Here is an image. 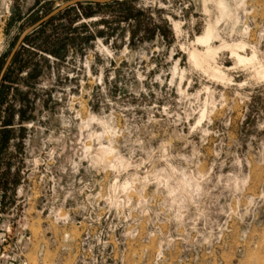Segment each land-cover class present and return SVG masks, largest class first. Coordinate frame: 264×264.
Wrapping results in <instances>:
<instances>
[{"label": "rangeland", "instance_id": "rangeland-1", "mask_svg": "<svg viewBox=\"0 0 264 264\" xmlns=\"http://www.w3.org/2000/svg\"><path fill=\"white\" fill-rule=\"evenodd\" d=\"M70 1L0 0V75ZM129 1V23L73 6L5 84L0 197L28 264H264V0ZM72 20L65 57L43 52Z\"/></svg>", "mask_w": 264, "mask_h": 264}, {"label": "trees", "instance_id": "trees-1", "mask_svg": "<svg viewBox=\"0 0 264 264\" xmlns=\"http://www.w3.org/2000/svg\"><path fill=\"white\" fill-rule=\"evenodd\" d=\"M83 4H86V8H84V10H86L85 13V17L90 18L91 16H93V14H95L94 12H92V10L94 9H103V8H118L117 11V20L118 22H132L133 20L136 21V18H138L139 16H143L145 15V11L143 10H138L136 9L133 5L132 2L129 0H124V1H120V0H114L110 3H106V4H99V3H94V2H82L77 4L75 7L77 6H82ZM74 7L68 8L62 12H60L56 17H54L53 19H51L50 21H48L47 23L43 24L42 26L38 27L37 29H35L30 35H28L25 40L24 43L21 45L20 49L18 50V52L16 53L15 56H13V61L9 67V69L7 70L4 79L2 81V84L0 86V98L1 96H5V89H7L5 87V84L7 82H12L13 84H17L16 80L12 79V75L15 72H18V74H21L22 71H24L25 69H27V65H25V63H27L23 58L22 52L25 51L24 48L25 46L31 42L32 40V36L39 34V33H44V31L46 30V28L51 25L54 21H56L57 19H59L60 17H62L66 12H69L71 10H73ZM74 23V20H72L71 22V27L69 29V31L67 33H65L66 38L63 40L57 39L56 41H53V46L47 49H43V52L53 55V57H55L56 59H63L65 57V43L66 42H75V32L76 29H71L72 28V24ZM107 25H109V23H106ZM144 27V25L141 24H137L135 25L136 30L137 29H141V27ZM117 29H112V34L111 36H114V34L116 33ZM100 36L104 35V32H100L99 33ZM136 39V32H132L131 33V37H130V43L132 44ZM51 43V42H50ZM36 54H33V57H35ZM31 64V63H30ZM29 65V63H28ZM18 66V68H17ZM33 74H31L32 76ZM14 80V81H13ZM8 90V89H7ZM12 118H10L7 122L4 123V125L1 127L3 130V140L2 142V147H0V155H2L4 149L7 147L9 141H10V134L11 131H8L10 127H12Z\"/></svg>", "mask_w": 264, "mask_h": 264}, {"label": "built area", "instance_id": "built-area-1", "mask_svg": "<svg viewBox=\"0 0 264 264\" xmlns=\"http://www.w3.org/2000/svg\"><path fill=\"white\" fill-rule=\"evenodd\" d=\"M4 210L5 203L0 197V264H28L25 244L31 239L20 222L6 216Z\"/></svg>", "mask_w": 264, "mask_h": 264}, {"label": "water", "instance_id": "water-1", "mask_svg": "<svg viewBox=\"0 0 264 264\" xmlns=\"http://www.w3.org/2000/svg\"><path fill=\"white\" fill-rule=\"evenodd\" d=\"M114 0H73L68 2L66 5H64L63 7L59 8L58 10L54 11L53 13H51L49 16H47L45 19L41 20L40 22H38L36 25H34L32 28L28 29L27 31H25L23 33V35L21 36L18 44L16 45L15 49L13 50V52L11 53L10 57L8 58L2 72L0 75V86L2 84V81L4 79V76L7 72V70L9 69L12 61H13V56L16 55V53L18 52V50L20 49L21 45L24 43L25 38L31 33L33 32L35 29H37L38 27L42 26L43 24L47 23L48 21H50L51 19H53L54 17H56L60 12L71 8L73 6H76L79 3L82 2H94V3H99V4H106V3H110Z\"/></svg>", "mask_w": 264, "mask_h": 264}, {"label": "bare ground", "instance_id": "bare-ground-1", "mask_svg": "<svg viewBox=\"0 0 264 264\" xmlns=\"http://www.w3.org/2000/svg\"><path fill=\"white\" fill-rule=\"evenodd\" d=\"M200 38H201V37H200ZM200 38H199V42L201 41V42H203L204 44L209 43L210 40H211V36H209V34H207L206 37H204V38H202V39H200Z\"/></svg>", "mask_w": 264, "mask_h": 264}]
</instances>
